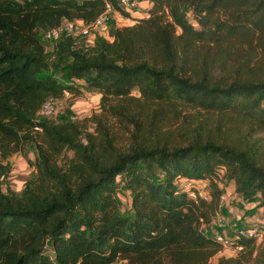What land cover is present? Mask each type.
Returning a JSON list of instances; mask_svg holds the SVG:
<instances>
[{
	"label": "trees",
	"instance_id": "16d2710c",
	"mask_svg": "<svg viewBox=\"0 0 264 264\" xmlns=\"http://www.w3.org/2000/svg\"><path fill=\"white\" fill-rule=\"evenodd\" d=\"M146 1V16L108 39L82 48L85 37L64 36L46 52L44 30L88 25L105 3L130 12L116 0H0V178L2 161L35 148L21 192L0 188V264H208L219 245L202 225L219 182L264 205V0ZM79 85L99 95L93 131L38 119L44 101ZM185 108L211 118L193 122ZM179 178L205 180L207 198ZM119 184L130 215L119 213ZM254 242L239 237L241 255L216 263L264 264Z\"/></svg>",
	"mask_w": 264,
	"mask_h": 264
},
{
	"label": "rangeland",
	"instance_id": "374dc122",
	"mask_svg": "<svg viewBox=\"0 0 264 264\" xmlns=\"http://www.w3.org/2000/svg\"><path fill=\"white\" fill-rule=\"evenodd\" d=\"M135 1V0H134ZM137 3V2H136ZM136 8V6H135ZM134 9L129 10L132 12ZM113 13V12H112ZM117 14V12H116ZM110 14L109 19L103 24L102 27L92 32L90 39L85 37L78 39V46L85 48L83 44H88L92 38L98 37L108 39L110 37V29L112 27H121L123 24L129 23L120 14H117V19L113 18ZM44 50L48 52L51 48L47 42H43L40 37ZM47 44V45H46ZM76 44V45H77ZM72 94H65L60 99H50L47 106L41 110L38 119L48 123H54L62 120H71L77 123H85L86 130L88 132L93 131V124L87 119L92 115L100 112L99 108V95L94 91L86 90L85 87L79 85V91L71 92ZM132 95L137 96V91L134 89L131 92ZM182 113L189 120L195 122L196 120L205 119V112L202 110L184 109ZM179 121V118H178ZM206 126V125H205ZM208 130H213L211 122L207 124ZM113 129L117 132H121L117 123L113 126ZM241 132H238V134ZM235 136V135H233ZM237 136V135H236ZM239 136V135H238ZM260 136V135H253ZM36 139H39L36 137ZM70 153L68 152L67 155ZM35 157V148L33 144H25L20 151L12 153L8 156L3 164L8 167V172L5 176L0 178V188L3 192L19 194L22 190L24 182L31 179L34 176V170L32 162ZM256 157L259 159V163L264 165V143L260 144L259 152H256ZM208 183H206L207 185ZM233 183L228 181H220L219 188L224 195L223 201L219 203L217 215L224 221V232L230 236L237 230H244L250 226L264 225V205L259 204L257 198L252 201H245L239 195L233 191ZM208 190V186H207ZM119 203V213L122 215H130L129 211V195L124 190L122 184H119L115 193ZM220 202V199H219ZM211 221V219H210ZM212 225L210 223L202 225V231L205 235L209 236L211 233ZM264 251V241L254 242V250L252 255L258 250ZM240 253L231 252L230 249H221L218 247L214 255H212L207 263L217 264L220 259L237 258ZM262 255V252H261ZM263 256V255H262ZM115 264H127L124 260H117Z\"/></svg>",
	"mask_w": 264,
	"mask_h": 264
},
{
	"label": "built area",
	"instance_id": "2783aa9c",
	"mask_svg": "<svg viewBox=\"0 0 264 264\" xmlns=\"http://www.w3.org/2000/svg\"><path fill=\"white\" fill-rule=\"evenodd\" d=\"M28 1V0H20ZM117 5L120 10L129 12V10L134 9L136 2L134 0H116ZM110 14H112V9L108 3L104 4V10L97 16V18L88 25H83L82 22L76 20L73 22H61L57 27L47 29L41 32V39L43 42L55 44L60 38L64 36H83L89 37L92 32L96 31L98 28L102 27L103 24L109 19ZM92 36V35H91ZM91 36L87 39H90ZM50 99L44 101L41 106L40 112L44 107L47 106ZM42 113V112H41ZM118 179V178H116ZM205 180L197 179H177V184L183 190L188 192L191 198H202L206 199L208 195L207 185ZM224 195L221 193L219 196L220 202L223 201ZM210 224L212 225L210 237L211 239L219 245L221 249H230L231 252L237 253L242 249V246L237 244L239 237L252 238L255 242L264 241V225L250 226L244 230H237L233 232L232 235L228 236L224 232V221L217 213L212 218Z\"/></svg>",
	"mask_w": 264,
	"mask_h": 264
},
{
	"label": "crops",
	"instance_id": "0c3cea01",
	"mask_svg": "<svg viewBox=\"0 0 264 264\" xmlns=\"http://www.w3.org/2000/svg\"><path fill=\"white\" fill-rule=\"evenodd\" d=\"M136 8L132 12L128 14V16H125L124 19L129 21V23L123 24V25H130L134 22L135 19L137 18H142L146 16V10L149 7V3L146 0H137L136 1ZM112 19L115 18L117 19V13L113 12L112 13Z\"/></svg>",
	"mask_w": 264,
	"mask_h": 264
}]
</instances>
